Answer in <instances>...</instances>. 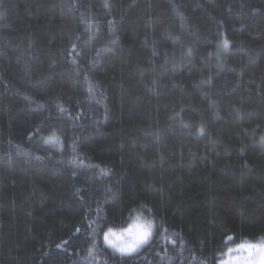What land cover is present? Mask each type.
Masks as SVG:
<instances>
[{
  "label": "trees",
  "instance_id": "trees-1",
  "mask_svg": "<svg viewBox=\"0 0 264 264\" xmlns=\"http://www.w3.org/2000/svg\"><path fill=\"white\" fill-rule=\"evenodd\" d=\"M261 137L264 0H0V264H219L264 238Z\"/></svg>",
  "mask_w": 264,
  "mask_h": 264
},
{
  "label": "rangeland",
  "instance_id": "rangeland-1",
  "mask_svg": "<svg viewBox=\"0 0 264 264\" xmlns=\"http://www.w3.org/2000/svg\"><path fill=\"white\" fill-rule=\"evenodd\" d=\"M131 221H134L140 226V231L142 234L141 239L143 238L145 233H147V236L140 243L134 246L131 251H127L124 253H129V252L134 251L136 248L141 246L143 243L147 242L152 235L151 233L152 232V221L149 218L144 217L142 215H135ZM126 226L121 227V228H112L108 230L104 235V241L111 247L115 248L116 250L121 251L111 241L113 238V233H118L120 231H123ZM106 235L108 237L107 239H105ZM262 242H264V238L259 239V240L258 239L257 240L246 239L243 241H231L230 240V243L228 247L226 248V250L224 251L223 257L221 258L219 264H264V253L258 252L256 250H252L250 254L248 249H242L239 247L241 244L255 245V244L262 243Z\"/></svg>",
  "mask_w": 264,
  "mask_h": 264
},
{
  "label": "clouds",
  "instance_id": "clouds-1",
  "mask_svg": "<svg viewBox=\"0 0 264 264\" xmlns=\"http://www.w3.org/2000/svg\"><path fill=\"white\" fill-rule=\"evenodd\" d=\"M140 226L131 221L123 231L113 233L112 243L119 249H130L141 241Z\"/></svg>",
  "mask_w": 264,
  "mask_h": 264
},
{
  "label": "snow or ice",
  "instance_id": "snow-or-ice-1",
  "mask_svg": "<svg viewBox=\"0 0 264 264\" xmlns=\"http://www.w3.org/2000/svg\"><path fill=\"white\" fill-rule=\"evenodd\" d=\"M113 43H115V41H113ZM223 44H224V47H227V46H228V41L225 40V41L223 42ZM190 52H191V50L189 49V53H190ZM200 131H201V133H203V129H201ZM53 139H54V137H49V138H48L49 141H50V140H53ZM261 144L264 145V137H261ZM146 236H147V233H145V235L143 236V238L141 239V241H142L143 239H145ZM107 238H108V237H107V235H106V236H105V239H107ZM141 241H140V242H141ZM140 242H139V243H140ZM239 247L242 248V249H248L249 252H250V254H251V251H252V250H256V251H258V252L264 253V242L259 243V244H255V245H253V244H241ZM132 249H133V248H130V249H120V250H121V252H127V251H131Z\"/></svg>",
  "mask_w": 264,
  "mask_h": 264
}]
</instances>
